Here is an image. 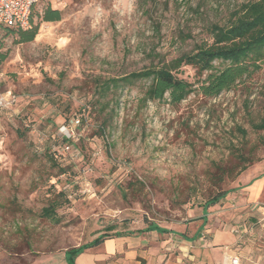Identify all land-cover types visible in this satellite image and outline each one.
Wrapping results in <instances>:
<instances>
[{
    "label": "rangeland",
    "instance_id": "1",
    "mask_svg": "<svg viewBox=\"0 0 264 264\" xmlns=\"http://www.w3.org/2000/svg\"><path fill=\"white\" fill-rule=\"evenodd\" d=\"M246 1L37 0L33 23L47 3L61 19L40 22L26 43L0 29L2 88L17 98L0 110V264H67L66 249L141 229L144 217L173 232L110 238L77 264H206L226 252L208 244L213 227L236 239L228 264L233 254L241 259L238 236L249 231L246 243L254 234L264 241V220L254 213L264 200L227 208L223 198L207 209L205 225L201 219L217 187L236 191L238 179L264 176V131L252 128L264 117V64L216 97L193 92L174 105L142 102L144 81L102 97L98 89L105 78L161 65L210 41L209 26L227 25ZM178 76L196 79L190 66ZM84 107L75 128L69 119ZM64 123L75 139L68 148ZM235 148L252 162L219 183L216 168L235 163ZM52 189L67 195L58 222L40 217ZM239 208L251 214L218 222L222 211ZM183 232L198 238L184 246Z\"/></svg>",
    "mask_w": 264,
    "mask_h": 264
},
{
    "label": "trees",
    "instance_id": "2",
    "mask_svg": "<svg viewBox=\"0 0 264 264\" xmlns=\"http://www.w3.org/2000/svg\"><path fill=\"white\" fill-rule=\"evenodd\" d=\"M33 8L34 5L30 12V28L21 30L0 25V29L16 35L17 43H26L33 41L40 22H55L62 17L60 9L47 3L40 12L36 13L38 22L33 23ZM208 32L211 38L210 41L202 40L196 43L192 49L182 52L161 65L146 67L119 77L103 79L98 88L100 96L102 97L109 92L115 93L126 87L130 89L137 82L144 81L141 96V101L144 103L167 100L174 105L180 103L193 92L212 98L218 96L222 91L244 84L264 64V0H248L241 3L227 25L212 24L209 26ZM2 59L3 56L0 55V61ZM215 62H218L219 65L215 66ZM183 66H190L194 69L195 81L190 82L178 76L180 68ZM85 112L86 108L84 107L80 113L81 117H77L78 123L72 122L75 128L79 123L81 124ZM64 126L68 128L69 124L66 123ZM252 128L264 131V117L253 123ZM240 132L243 136L245 135L244 130ZM19 134L22 135V132H19ZM70 137L61 135L64 146H70L75 141L74 137ZM233 151L235 163L228 167L216 168L217 174L215 173V175H218L219 179L217 180H219V183L223 180V177L232 178L238 175L252 162L250 157L245 155L241 149L235 148ZM44 154L48 158L47 153ZM64 172L65 169L59 167V174ZM231 190L217 187L202 203V214H205L209 207L216 205ZM51 191L54 192V197L50 198L47 205L42 207L40 217L58 222L56 210L62 204L60 198L67 201V195L61 189L57 192L54 189ZM201 219L202 225H204L205 216L202 215ZM143 221L145 225L141 229H124L123 231H115L111 235L100 234L88 242L66 249L64 255L67 264H75V260L80 254L110 238L152 231L159 234L173 232L145 217ZM180 235L182 237L186 236L185 232L180 233Z\"/></svg>",
    "mask_w": 264,
    "mask_h": 264
},
{
    "label": "crops",
    "instance_id": "3",
    "mask_svg": "<svg viewBox=\"0 0 264 264\" xmlns=\"http://www.w3.org/2000/svg\"><path fill=\"white\" fill-rule=\"evenodd\" d=\"M238 183H240L241 185L240 188H238L239 190L235 191L232 189L224 197V199H226L227 201L226 202V205L228 206L227 208H232V207L241 206V205L244 206L245 204H249V203L250 204L258 203L260 202V200H264V176L252 177L248 179H238ZM234 197H236L237 200L234 201ZM230 200L234 201V204H231ZM261 202L262 204L258 208L255 209L254 213L256 212L255 214H257L260 217L259 220L263 221L264 220V201H261ZM246 212H249V210L241 211V209L239 208L237 209V211H234L231 209H226L225 211H222L220 220L218 219L217 220L218 222L225 221L224 220L225 218H229L230 216H233V215L239 218L240 216H244ZM206 214L207 212L202 215L206 216ZM205 219L207 220L208 218L205 217ZM211 230L213 232L210 234V240L208 244L223 245V247H221L220 249H224L226 252L221 250L223 251L224 254L220 253L219 258L218 257L215 259L211 258L210 260H208V262H206V264H228V258H227L228 257V252H227L228 247L233 245L236 239L234 235L232 234V232L225 231V230L223 231L219 229L217 230L215 227H213ZM246 231L247 230H245V232ZM152 232H155V231H152ZM248 232L249 231H247L246 233H243L242 237L240 236V238L239 236L237 237L238 241L241 242L236 247V251L241 256L240 260H242L241 261L242 264H264V250H262L264 248V241L263 240L260 241L259 239H256L258 237H256V234H254L255 237L254 239H252V242H250V239H249L246 243V236L250 234V232L249 233ZM155 233L159 234L157 232ZM180 237L182 236L180 235ZM118 238H124V237L123 236L116 237V239ZM197 238H198V232L194 233L190 238H186L185 236H183L182 237L184 241L183 245L187 246L186 243L187 244L191 243L192 241L197 240ZM107 242L108 240L104 241V243H107ZM84 255H85V252L80 254L76 258L75 264H77L79 260L82 258V256ZM247 255L249 256L247 257Z\"/></svg>",
    "mask_w": 264,
    "mask_h": 264
},
{
    "label": "built area",
    "instance_id": "4",
    "mask_svg": "<svg viewBox=\"0 0 264 264\" xmlns=\"http://www.w3.org/2000/svg\"><path fill=\"white\" fill-rule=\"evenodd\" d=\"M37 0H0V25L25 30L31 27L30 12ZM2 73L0 71V110L11 109L16 103V95L11 90L2 88ZM78 123V119H71ZM65 136H73V132L63 126ZM68 148V146H66ZM229 264H242L240 257L233 254L229 258Z\"/></svg>",
    "mask_w": 264,
    "mask_h": 264
}]
</instances>
